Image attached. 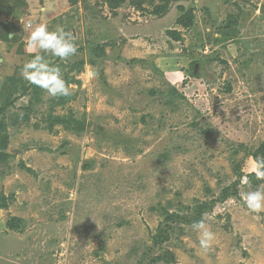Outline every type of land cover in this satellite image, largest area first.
Instances as JSON below:
<instances>
[{
    "label": "rangeland",
    "instance_id": "1",
    "mask_svg": "<svg viewBox=\"0 0 264 264\" xmlns=\"http://www.w3.org/2000/svg\"><path fill=\"white\" fill-rule=\"evenodd\" d=\"M165 1L0 0V264H264V0ZM40 24L69 96L22 74Z\"/></svg>",
    "mask_w": 264,
    "mask_h": 264
},
{
    "label": "clouds",
    "instance_id": "2",
    "mask_svg": "<svg viewBox=\"0 0 264 264\" xmlns=\"http://www.w3.org/2000/svg\"><path fill=\"white\" fill-rule=\"evenodd\" d=\"M27 48L37 54L23 64L22 74L25 80L46 91L50 97L71 95L61 69L52 65L46 59V55L57 57L62 61L74 56L78 49L73 42V36L62 27L50 31L46 24H40L30 33ZM255 174L258 179H264V160L257 162ZM243 199L251 212L257 214L264 212V191L258 189L247 192ZM192 228L199 233L200 247L207 251L215 239V233L203 220L194 222Z\"/></svg>",
    "mask_w": 264,
    "mask_h": 264
},
{
    "label": "trees",
    "instance_id": "3",
    "mask_svg": "<svg viewBox=\"0 0 264 264\" xmlns=\"http://www.w3.org/2000/svg\"><path fill=\"white\" fill-rule=\"evenodd\" d=\"M113 1V0H112ZM170 0H166L161 6H160V9L162 10V11H165L166 10V8H167V6H168V2H169ZM115 4H118V2H117V0H115ZM190 11H188L187 13H189ZM97 48L98 47H94L93 48V50H92V52L93 53H95L96 54V50H97ZM14 86L15 85H13V88H14ZM75 123H78L77 121H74ZM4 128V126H3V124L2 123H0V129H3ZM3 155L2 154H0V158L2 157ZM253 156L254 157H256V158H258L257 160L259 161V160H264L263 158H264V142L259 146V148L254 152V154H253ZM259 156V157H258ZM179 218V215H177V214H166V215H164V219H163V221H165V222H167V221H176V219H178ZM181 219V218H180ZM165 225V224H164ZM11 227L12 228H16L17 227V225H14V224H11ZM165 227V230H164V232L162 233L163 235L161 236V234H159V236L157 237L158 238V243H161V242H163V241H161V240H164V239H166L167 238V235L165 234L166 232H167V229L166 228H169V226H164ZM161 236V237H160ZM163 257L162 256H157V257H155L154 258V260L155 261H157V260H159V259H162Z\"/></svg>",
    "mask_w": 264,
    "mask_h": 264
},
{
    "label": "water",
    "instance_id": "4",
    "mask_svg": "<svg viewBox=\"0 0 264 264\" xmlns=\"http://www.w3.org/2000/svg\"><path fill=\"white\" fill-rule=\"evenodd\" d=\"M261 11H264L263 6L260 7Z\"/></svg>",
    "mask_w": 264,
    "mask_h": 264
}]
</instances>
